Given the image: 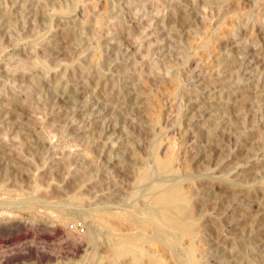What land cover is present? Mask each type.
Masks as SVG:
<instances>
[{"label":"rangeland","instance_id":"obj_1","mask_svg":"<svg viewBox=\"0 0 264 264\" xmlns=\"http://www.w3.org/2000/svg\"><path fill=\"white\" fill-rule=\"evenodd\" d=\"M180 185L177 251L264 264V0H0V264H91L110 234L62 209Z\"/></svg>","mask_w":264,"mask_h":264},{"label":"bare ground","instance_id":"obj_2","mask_svg":"<svg viewBox=\"0 0 264 264\" xmlns=\"http://www.w3.org/2000/svg\"><path fill=\"white\" fill-rule=\"evenodd\" d=\"M170 148L163 156H156L159 172L165 173L176 168V157L168 154L171 151ZM146 175L151 177L153 173L146 172ZM154 175L156 177V173ZM149 180L151 179L149 178ZM187 191L181 185L165 187L157 192L153 199V205L137 204L133 210H127L123 215L114 213L108 208L109 206L107 208L100 207L94 212L85 209L73 211L62 209L60 213L63 217L71 219H85L88 215L92 216V220L102 224L110 234L109 240L105 237L106 239L103 238L102 242L100 236L91 228L86 234V239L91 245V255L89 256L91 264H167V257L172 260L173 264H191L189 255L195 251V246L191 245L189 250L177 251L181 239L193 234L197 228V223L193 221L195 212L192 213ZM28 207H31L30 203ZM126 221L135 225V228H139L140 232L137 229V233H125L128 225ZM101 244L104 245L103 250L101 248L103 254L99 249ZM157 250H159L158 252L162 251L160 253L163 257L166 256L164 262L161 256L156 253Z\"/></svg>","mask_w":264,"mask_h":264}]
</instances>
